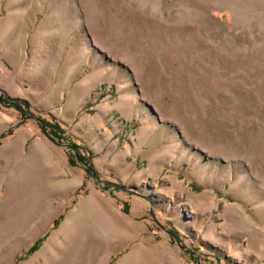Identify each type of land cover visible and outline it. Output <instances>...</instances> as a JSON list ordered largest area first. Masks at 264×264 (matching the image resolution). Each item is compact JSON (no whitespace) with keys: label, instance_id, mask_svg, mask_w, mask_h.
Instances as JSON below:
<instances>
[{"label":"rangeland","instance_id":"1","mask_svg":"<svg viewBox=\"0 0 264 264\" xmlns=\"http://www.w3.org/2000/svg\"><path fill=\"white\" fill-rule=\"evenodd\" d=\"M0 264H264V0H0Z\"/></svg>","mask_w":264,"mask_h":264},{"label":"trees","instance_id":"2","mask_svg":"<svg viewBox=\"0 0 264 264\" xmlns=\"http://www.w3.org/2000/svg\"><path fill=\"white\" fill-rule=\"evenodd\" d=\"M1 99L3 100H8V98H6L5 96H2ZM55 129L59 132H61V129H59L58 126L55 125ZM86 154H89L87 151H86ZM79 159H85V152H84V156H81L80 154L77 155ZM37 248V246H35L34 248H32V250L34 251L35 249Z\"/></svg>","mask_w":264,"mask_h":264}]
</instances>
